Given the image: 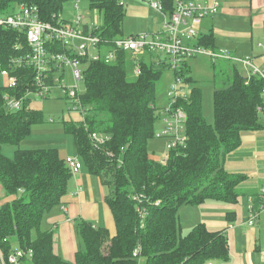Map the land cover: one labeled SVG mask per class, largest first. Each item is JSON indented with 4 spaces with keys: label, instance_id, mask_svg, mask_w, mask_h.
Returning a JSON list of instances; mask_svg holds the SVG:
<instances>
[{
    "label": "trees",
    "instance_id": "16d2710c",
    "mask_svg": "<svg viewBox=\"0 0 264 264\" xmlns=\"http://www.w3.org/2000/svg\"><path fill=\"white\" fill-rule=\"evenodd\" d=\"M66 1L76 0H0V14L26 3L37 6L41 17L50 20L60 14ZM82 1L100 16V22L93 24V33L100 37L102 46L124 36L122 26L127 10L120 0ZM161 2L165 14L174 11L173 0ZM196 42L218 49L212 32L201 34ZM53 49L60 52L63 47L57 43ZM28 52L25 34L0 26V70L7 69L17 77L16 86L5 82L0 87V185L5 196H15L0 204L3 255L7 257L14 250V242L17 248L33 252L32 257L22 258V264H138L132 255L137 246L141 247L140 256L145 257L146 264L228 261L226 232L210 231L199 222L182 234L178 211L185 205H200L207 200L236 203L242 196L239 189L247 176L228 172L225 165L240 148L243 132L263 128L256 108L262 104L264 81L244 68L238 70L236 64L241 63L224 60L225 67L217 69L213 65L214 120L210 124L201 113V89L189 75L188 61L192 58L185 60L173 76L193 84L189 95L179 97L175 105L186 113L187 143L162 163L149 156L147 144L155 136V125L164 108L157 106L156 84L168 68L156 65V56L149 53V61L136 58L141 73L129 79L125 52H118L111 64L101 59L82 61V118L64 119L62 125L73 137L82 166L109 189L105 202L116 230L110 235L106 227L80 219L77 231L84 249L76 253L74 263H68L54 252L53 233L40 227L44 215L59 205L67 193L72 174L64 158L54 146L19 147L12 158L1 151L3 143L19 145L34 124L45 120L40 109L30 106L31 98L25 97L36 89L33 67H15L11 63ZM54 72L50 75L54 76ZM4 93L23 98L24 107L6 111ZM92 133L109 139L96 145L90 137ZM250 197L252 209L260 210L261 193ZM226 220H234L233 211L227 212Z\"/></svg>",
    "mask_w": 264,
    "mask_h": 264
},
{
    "label": "built area",
    "instance_id": "2783aa9c",
    "mask_svg": "<svg viewBox=\"0 0 264 264\" xmlns=\"http://www.w3.org/2000/svg\"><path fill=\"white\" fill-rule=\"evenodd\" d=\"M173 1L174 11L171 14H165L161 0H146L152 9L163 14V25L159 31L124 35L114 39L109 46L101 45L100 37L93 33V24L85 23L80 14H76L70 20L63 18L61 14L54 15L50 20H44L37 6L26 3H20L10 12L0 14L1 27L18 30L26 35L29 52L11 61L15 67L29 65L34 69L36 89L28 92L25 97L31 98V95H34L49 98L54 88L58 87L70 101L72 109L77 111L82 118L83 109L77 86L67 87L63 82L64 66L70 68L74 81H83L82 61L101 59L111 64L115 62L116 54L120 51L131 53L132 71L136 76L141 73L139 64L135 62L136 58L151 53L156 56L155 64H164L172 75L181 69L185 60L205 56L212 63L218 60L241 63L251 70V74L258 75L264 81V71L258 69L250 57L242 58L233 55L225 48L210 49L197 45L195 26L204 17L217 12L219 6L217 1L213 0L211 3ZM75 9L78 10L77 5ZM57 43L63 47L60 52L53 49ZM103 47H107V50L101 51ZM54 70L55 75L51 76ZM0 74L5 78L8 86H16L17 77L11 75L7 69L0 70ZM182 84L183 79L174 75L166 92V104L163 110H160V123L163 126L156 130L155 137L164 138L166 141V153L160 160L162 163L167 161L171 152L181 150L187 143L184 133L186 113L181 107L175 106L177 99L185 96ZM261 96L262 104L256 108L259 115L264 114V89ZM3 97L4 108L8 112L19 110L23 106V98L16 99L6 93ZM90 137L96 145H102L109 139L108 136L97 133H92ZM64 162L72 175L78 173L82 167L78 157L65 156ZM260 193L263 197V202L259 206L260 210H253L249 202L248 225L254 224L261 211L264 210V184L260 188ZM140 252L141 247L137 246L133 250V257L138 258ZM32 254L31 249L15 248L5 257L0 249V264H22V258H30ZM204 264L217 263L208 261Z\"/></svg>",
    "mask_w": 264,
    "mask_h": 264
},
{
    "label": "crops",
    "instance_id": "0c3cea01",
    "mask_svg": "<svg viewBox=\"0 0 264 264\" xmlns=\"http://www.w3.org/2000/svg\"><path fill=\"white\" fill-rule=\"evenodd\" d=\"M126 1L130 4L133 0ZM183 1L211 3L213 0ZM215 1L219 4L218 10L201 19L195 26L197 37L212 32L217 48L228 49L231 54L242 58L250 57L253 64L264 71V0ZM133 2L129 5L131 9L138 13L144 11L146 14L148 7L145 3ZM244 69L251 74L249 68L244 67ZM37 105L40 103H36L35 106L31 103L30 106L37 109ZM74 117H77L75 120L78 119L77 115ZM260 123L263 128L241 134L240 148L229 157L225 165L228 172L247 176L241 185V189L245 192L239 196L237 202L207 200L200 205H188L197 208L188 211L190 214L186 213V218L191 223L188 228L191 229L195 224L203 222L210 231L226 232L229 259L218 261L217 264H264V213L259 214L254 224L247 223L250 196L259 193L264 184V121L260 120ZM21 146V148L31 147L25 143ZM56 148L60 149L59 153L63 158L70 154L63 145H58ZM105 196L106 189L100 179L82 166L78 173L72 175L61 203L44 215L40 225L41 230L53 233V250L66 262L74 263L76 253L84 249L77 231L80 219L89 221L94 226H104L110 235L115 234V223L105 202ZM14 197V195L5 196L0 185V204ZM230 211L234 212V220L231 223L226 220V214ZM15 248H17L16 243Z\"/></svg>",
    "mask_w": 264,
    "mask_h": 264
},
{
    "label": "rangeland",
    "instance_id": "374dc122",
    "mask_svg": "<svg viewBox=\"0 0 264 264\" xmlns=\"http://www.w3.org/2000/svg\"><path fill=\"white\" fill-rule=\"evenodd\" d=\"M142 2L145 3L148 7L146 10V14L144 11L135 12V10L131 9L129 6L132 2ZM130 4L126 0H121V2L127 8V14L123 21L122 31L124 35H135L141 33H151L161 29L163 25V14L159 11H156L149 7L146 0H133ZM133 2V3H134ZM75 5L78 6V10L75 9ZM12 10V8L10 9ZM61 16L67 20L72 19L76 14H80L83 16V21L87 24H97L100 22V16L96 11H90L87 6V2L85 1H66L63 3L62 10L60 12ZM107 47L101 48V51H106ZM126 57V68L130 71L129 79H133L136 75L132 71L131 64L129 61L132 58V55L129 51H125ZM141 56L138 57V59ZM146 61H149L147 55L142 56ZM227 62L224 60H218L216 63L212 64L210 60H208L205 56H199L196 59H191L189 61L190 64V72L189 75L194 79L195 84L199 86L201 89V113L203 118L207 123H213L214 115H213V73L215 68L225 67ZM84 67V64L82 65ZM81 67V68H82ZM237 69L241 70L244 68L240 64H236ZM217 71V70H216ZM215 71V72H216ZM225 77V75H223ZM173 75L169 70H165L160 78V80L156 84L157 89V106L164 107L166 104V92L169 89L170 84L172 83ZM5 78L0 74V87L5 84ZM63 82L67 87L77 86L78 94H81L84 91V84L82 81L76 82L72 79V73L68 66H64L63 70ZM192 83L183 82L182 87L184 88V95L188 96L191 90ZM219 86V82L216 84ZM69 100L65 97V94L58 87L54 88L52 93L49 95V98H40L31 95V103L35 106L36 103H40L37 105L42 111L45 120L41 123L34 124L31 128V133L28 137L22 140L19 145L3 143L1 145L2 153L12 158L14 156V151L19 148L22 144H29L31 147L37 146H55L63 145L66 150L70 153L66 156L78 157L76 146L74 145L73 137L71 134L66 133L64 131L62 120L70 119L75 120V115L78 116L77 120L81 119V115L74 111L69 104ZM37 107V109H38ZM264 121V115L261 114L259 117V121ZM163 126L162 123L157 122L155 125V130H159ZM165 139L153 137L148 141L147 149L150 157L161 160V158L165 155ZM22 147V146H21ZM28 147V148H31ZM60 150V149H59ZM65 154V152H63ZM232 155V154H231ZM230 155V156H231ZM229 156V157H230ZM106 195L109 193V189L105 187ZM242 194L245 192L243 189H239ZM196 207H190L188 205L185 208H182L178 211L179 224L181 227L182 234H185L190 230L191 223L187 220V214H190L191 210H196ZM187 213V214H186ZM264 213V210L261 211ZM107 217L109 218V213L107 212ZM196 222V221H195ZM194 225V223H192ZM192 225V226H193ZM188 230V231H187ZM14 244V245H13ZM13 248H15V243L12 242ZM138 264H146L145 257L139 256L137 258ZM24 264V263H23Z\"/></svg>",
    "mask_w": 264,
    "mask_h": 264
},
{
    "label": "bare ground",
    "instance_id": "6f19581e",
    "mask_svg": "<svg viewBox=\"0 0 264 264\" xmlns=\"http://www.w3.org/2000/svg\"><path fill=\"white\" fill-rule=\"evenodd\" d=\"M230 64V63H229ZM232 66V65H231ZM257 76V75H256ZM81 95V94H80ZM24 107V106H23ZM110 154V153H109ZM154 159V158H153Z\"/></svg>",
    "mask_w": 264,
    "mask_h": 264
},
{
    "label": "water",
    "instance_id": "95a60500",
    "mask_svg": "<svg viewBox=\"0 0 264 264\" xmlns=\"http://www.w3.org/2000/svg\"><path fill=\"white\" fill-rule=\"evenodd\" d=\"M244 77H245V74H244Z\"/></svg>",
    "mask_w": 264,
    "mask_h": 264
}]
</instances>
